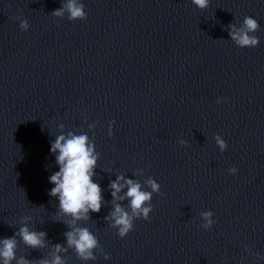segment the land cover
Wrapping results in <instances>:
<instances>
[{
  "label": "water",
  "instance_id": "water-1",
  "mask_svg": "<svg viewBox=\"0 0 264 264\" xmlns=\"http://www.w3.org/2000/svg\"><path fill=\"white\" fill-rule=\"evenodd\" d=\"M0 264H264V0H0Z\"/></svg>",
  "mask_w": 264,
  "mask_h": 264
}]
</instances>
